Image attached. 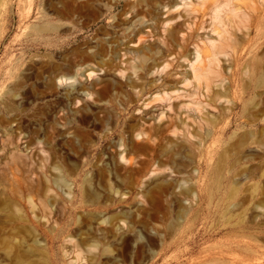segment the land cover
I'll list each match as a JSON object with an SVG mask.
<instances>
[{
  "label": "rangeland",
  "instance_id": "1",
  "mask_svg": "<svg viewBox=\"0 0 264 264\" xmlns=\"http://www.w3.org/2000/svg\"><path fill=\"white\" fill-rule=\"evenodd\" d=\"M203 1L0 0V264H264V0Z\"/></svg>",
  "mask_w": 264,
  "mask_h": 264
},
{
  "label": "bare ground",
  "instance_id": "2",
  "mask_svg": "<svg viewBox=\"0 0 264 264\" xmlns=\"http://www.w3.org/2000/svg\"><path fill=\"white\" fill-rule=\"evenodd\" d=\"M205 2H206V0H204L203 2H202V7L200 8V9H197V12H198V19H200L201 17H203L204 16V14H205V10L208 8V5H206L205 4ZM210 28L211 29V31L213 30L214 31V27H215V25H214V23H211V24H209L208 26H205L204 28L206 29V28ZM209 49H206V48H204V49H201V50H198V52L196 53L197 54V59H199L200 58V62L204 59V58H206L207 60L209 59H211V57L213 56V57H215L217 54H218V52H219V50L221 49V47H222V45H221V43L218 41V42H215V41H209ZM193 65V64H192ZM194 71H196V70H194ZM14 231V230H13ZM31 238V237H30ZM36 238V237H35ZM33 239V238H32ZM34 241H36V239L34 240ZM33 242V241H32ZM37 242V241H36ZM66 243H68V242H66ZM96 243V242H95ZM20 244V243H19ZM22 244V243H21ZM35 244V243H34ZM23 245V244H22ZM38 245H39V242H38ZM65 245H67V244H65ZM68 245H69V243H68ZM92 245H93V243H92ZM98 245V244H97ZM21 246V245H20ZM40 246V245H39ZM94 246V245H93ZM93 246H91L90 248H92ZM94 248V247H93ZM20 249V248H19ZM88 249V248H87ZM86 249V250H87ZM107 249V248H106ZM108 249H110V248H108ZM24 250V249H23ZM27 250V249H26ZM94 250V249H93ZM69 251V250H68ZM95 251V250H94ZM104 251V250H103ZM110 251V250H109ZM21 252H22V249H21ZM105 252V251H104ZM85 253V252H84ZM93 253V252H92ZM13 254H14V252H13ZM23 254V253H22ZM26 254V253H25ZM27 254H28V252H27ZM94 254V253H93ZM104 254V253H103ZM34 255V254H33ZM32 255V256H33ZM66 255V254H65ZM17 256H18V254H17ZM31 256V255H30ZM78 256V255H77ZM20 257V256H19ZM75 257V256H74ZM90 257V256H89ZM95 257H96V255H95ZM108 257V256H107ZM76 258V257H75ZM18 259V258H17ZM74 259V258H73ZM13 260H15V258L13 257ZM77 260H79V259H77ZM92 260V259H91ZM94 260V259H93ZM12 261V260H11ZM75 261V260H74ZM89 261H90V259H89ZM91 262H93V261H91ZM13 264H36V261H35V259L34 260H32V259H30V257H29V255H23L21 258H19L18 260H17V262L15 261V263H14V261L12 262ZM11 263V264H12ZM44 263H46V264H49L48 263V261L46 260V262H44ZM73 263V262H72ZM71 263V264H72Z\"/></svg>",
  "mask_w": 264,
  "mask_h": 264
}]
</instances>
